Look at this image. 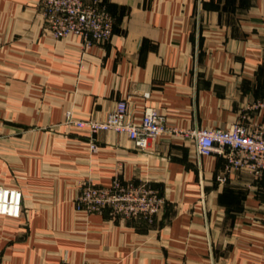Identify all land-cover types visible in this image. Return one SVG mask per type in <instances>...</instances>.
I'll return each mask as SVG.
<instances>
[{"label":"crops","instance_id":"0c3cea01","mask_svg":"<svg viewBox=\"0 0 264 264\" xmlns=\"http://www.w3.org/2000/svg\"><path fill=\"white\" fill-rule=\"evenodd\" d=\"M102 2L112 35L85 50L45 31L39 0H0V186L22 194L20 218L0 215V264H264V179L218 183L223 158L187 139L139 150L64 125L120 99L134 122L150 107L185 130L258 120L264 0ZM88 181L144 183L164 205L151 223L78 211Z\"/></svg>","mask_w":264,"mask_h":264},{"label":"built area","instance_id":"2783aa9c","mask_svg":"<svg viewBox=\"0 0 264 264\" xmlns=\"http://www.w3.org/2000/svg\"><path fill=\"white\" fill-rule=\"evenodd\" d=\"M44 29L54 39L69 35L81 39L83 48L89 49L95 43L104 44L110 40L113 19L102 0H39ZM148 97V94H144ZM128 100L120 99L103 120L92 118L74 120L69 116L65 126L86 130L90 137L113 131L125 134L133 146L146 150L150 142L168 135L171 138L191 141L198 155H216L224 160L223 174L218 183L226 181L230 172H245L254 180L264 179V100H257L252 108L260 114L246 126L236 122L226 128L180 129L167 127L164 118L150 107L144 109L139 121L128 115ZM95 149L94 144L90 145ZM164 205V199L146 184H125L118 181L108 187L92 181L81 185L75 197V208L88 214H102L127 220L144 219L151 223ZM22 194L19 190L0 186V215L20 218ZM58 264H86L60 261Z\"/></svg>","mask_w":264,"mask_h":264}]
</instances>
